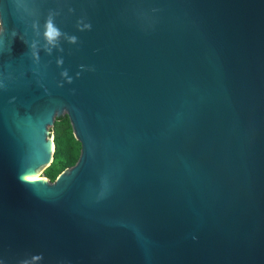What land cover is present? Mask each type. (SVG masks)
<instances>
[{
  "label": "water",
  "instance_id": "95a60500",
  "mask_svg": "<svg viewBox=\"0 0 264 264\" xmlns=\"http://www.w3.org/2000/svg\"><path fill=\"white\" fill-rule=\"evenodd\" d=\"M0 19V264H264V0H0ZM62 115L79 160L25 179Z\"/></svg>",
  "mask_w": 264,
  "mask_h": 264
},
{
  "label": "trees",
  "instance_id": "16d2710c",
  "mask_svg": "<svg viewBox=\"0 0 264 264\" xmlns=\"http://www.w3.org/2000/svg\"><path fill=\"white\" fill-rule=\"evenodd\" d=\"M54 135L55 153L53 162L44 171L46 177L54 181L67 168L77 163L81 154V142L74 135L73 126L68 115H62L51 128Z\"/></svg>",
  "mask_w": 264,
  "mask_h": 264
},
{
  "label": "clouds",
  "instance_id": "9594fccd",
  "mask_svg": "<svg viewBox=\"0 0 264 264\" xmlns=\"http://www.w3.org/2000/svg\"><path fill=\"white\" fill-rule=\"evenodd\" d=\"M86 27L90 28L91 25H86ZM46 30L44 31L43 35H44V39L47 41V43L49 45H52L53 47H55L56 41L59 39V37L61 36V32L60 30L54 25V23L52 22L51 18L47 21L46 26H45ZM0 31H2L3 33L5 32V26H4V22L2 19H0ZM13 37L16 36V33L13 32L12 33ZM72 42H75L76 38L72 37L71 38ZM33 47H36L35 43L32 45ZM49 52H51V48L47 49ZM35 55L39 56V52L37 51L35 53ZM58 64H62L63 61L62 60H58L57 61ZM83 67V66H82ZM64 76H67L68 73L67 71H65L63 73ZM79 75V74H78ZM69 83H71V78L69 77ZM21 264H28V260H23L21 262Z\"/></svg>",
  "mask_w": 264,
  "mask_h": 264
},
{
  "label": "snow or ice",
  "instance_id": "6c2138e0",
  "mask_svg": "<svg viewBox=\"0 0 264 264\" xmlns=\"http://www.w3.org/2000/svg\"><path fill=\"white\" fill-rule=\"evenodd\" d=\"M25 179H27V180H36V179H39V177H36V176H27V177H25Z\"/></svg>",
  "mask_w": 264,
  "mask_h": 264
},
{
  "label": "rangeland",
  "instance_id": "374dc122",
  "mask_svg": "<svg viewBox=\"0 0 264 264\" xmlns=\"http://www.w3.org/2000/svg\"><path fill=\"white\" fill-rule=\"evenodd\" d=\"M44 175H43V171L41 170V171H39L38 172V177L40 178V177H43Z\"/></svg>",
  "mask_w": 264,
  "mask_h": 264
},
{
  "label": "bare ground",
  "instance_id": "6f19581e",
  "mask_svg": "<svg viewBox=\"0 0 264 264\" xmlns=\"http://www.w3.org/2000/svg\"><path fill=\"white\" fill-rule=\"evenodd\" d=\"M34 176L38 177V174L36 173Z\"/></svg>",
  "mask_w": 264,
  "mask_h": 264
},
{
  "label": "built area",
  "instance_id": "2783aa9c",
  "mask_svg": "<svg viewBox=\"0 0 264 264\" xmlns=\"http://www.w3.org/2000/svg\"><path fill=\"white\" fill-rule=\"evenodd\" d=\"M43 175L45 176V174H44V173H43ZM44 176H43V177H44Z\"/></svg>",
  "mask_w": 264,
  "mask_h": 264
}]
</instances>
